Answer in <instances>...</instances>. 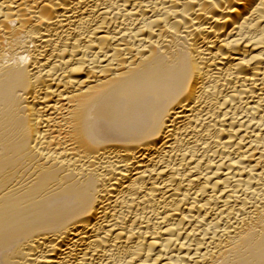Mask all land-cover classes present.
<instances>
[{
    "label": "bare ground",
    "instance_id": "obj_1",
    "mask_svg": "<svg viewBox=\"0 0 264 264\" xmlns=\"http://www.w3.org/2000/svg\"><path fill=\"white\" fill-rule=\"evenodd\" d=\"M0 264H264V0H0Z\"/></svg>",
    "mask_w": 264,
    "mask_h": 264
}]
</instances>
